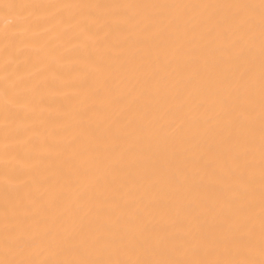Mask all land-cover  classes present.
I'll use <instances>...</instances> for the list:
<instances>
[{"label": "bare ground", "instance_id": "1", "mask_svg": "<svg viewBox=\"0 0 264 264\" xmlns=\"http://www.w3.org/2000/svg\"><path fill=\"white\" fill-rule=\"evenodd\" d=\"M0 264H264V0H0Z\"/></svg>", "mask_w": 264, "mask_h": 264}]
</instances>
